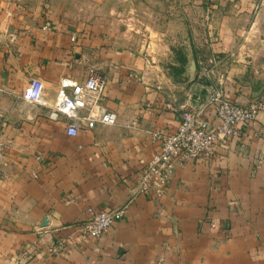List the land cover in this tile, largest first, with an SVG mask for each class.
I'll return each mask as SVG.
<instances>
[{"label": "crops", "instance_id": "1", "mask_svg": "<svg viewBox=\"0 0 264 264\" xmlns=\"http://www.w3.org/2000/svg\"><path fill=\"white\" fill-rule=\"evenodd\" d=\"M90 71L117 124L68 137L59 85ZM209 87L264 103V0H0V264H264V110L160 195L139 188L152 134ZM202 119L218 123L211 107ZM124 206L86 235L88 209Z\"/></svg>", "mask_w": 264, "mask_h": 264}, {"label": "built area", "instance_id": "2", "mask_svg": "<svg viewBox=\"0 0 264 264\" xmlns=\"http://www.w3.org/2000/svg\"><path fill=\"white\" fill-rule=\"evenodd\" d=\"M216 61H211L213 64ZM104 86L90 71L82 83L62 80L54 103V111L68 119L65 133L76 137L80 132H89L95 126L113 127L117 124L116 114L107 111L102 105ZM42 84L30 80L23 98L32 103L41 102ZM213 108L217 124L210 130L202 119L207 108ZM264 110V103L253 100L245 106L232 102L220 89L209 87L203 99L196 102L180 117L177 129L170 135L152 134L160 144L155 153L143 167L139 177V188L144 193L160 195L174 170L188 162L211 160L214 142L221 137L237 138L240 126L254 121ZM5 143L0 137V170L3 166ZM88 219L83 228L90 238H99L117 221L121 220L126 207L115 210L94 211L88 209Z\"/></svg>", "mask_w": 264, "mask_h": 264}, {"label": "rangeland", "instance_id": "3", "mask_svg": "<svg viewBox=\"0 0 264 264\" xmlns=\"http://www.w3.org/2000/svg\"><path fill=\"white\" fill-rule=\"evenodd\" d=\"M145 17V16H144ZM149 30L148 29H142L141 31H138V33H142V34H144V36H143V39H146V37L149 35Z\"/></svg>", "mask_w": 264, "mask_h": 264}]
</instances>
